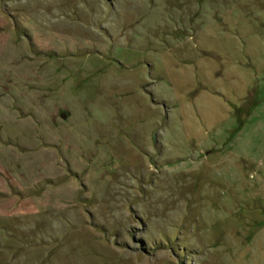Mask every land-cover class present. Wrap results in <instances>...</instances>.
<instances>
[{
	"label": "rangeland",
	"instance_id": "rangeland-1",
	"mask_svg": "<svg viewBox=\"0 0 264 264\" xmlns=\"http://www.w3.org/2000/svg\"><path fill=\"white\" fill-rule=\"evenodd\" d=\"M0 264H264V0H0Z\"/></svg>",
	"mask_w": 264,
	"mask_h": 264
}]
</instances>
